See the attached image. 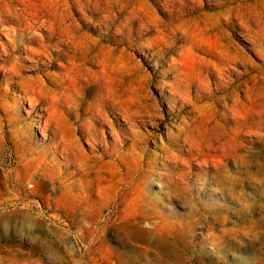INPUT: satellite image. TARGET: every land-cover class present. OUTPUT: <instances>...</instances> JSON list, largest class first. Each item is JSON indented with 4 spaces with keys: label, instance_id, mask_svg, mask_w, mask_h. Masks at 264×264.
Wrapping results in <instances>:
<instances>
[{
    "label": "rangeland",
    "instance_id": "1",
    "mask_svg": "<svg viewBox=\"0 0 264 264\" xmlns=\"http://www.w3.org/2000/svg\"><path fill=\"white\" fill-rule=\"evenodd\" d=\"M21 1L0 41L47 48L0 76V264H264V0Z\"/></svg>",
    "mask_w": 264,
    "mask_h": 264
},
{
    "label": "bare ground",
    "instance_id": "2",
    "mask_svg": "<svg viewBox=\"0 0 264 264\" xmlns=\"http://www.w3.org/2000/svg\"><path fill=\"white\" fill-rule=\"evenodd\" d=\"M68 3L70 4L68 6V9L70 10L71 9V2L68 1ZM205 3V2H204ZM13 6H18V7H13ZM55 7V6H54ZM24 7H23V3L21 0H0V15L1 14H4V15H8L11 17L12 19V22H14L16 25H18L19 27L24 25V26H32V22L30 21L31 19L34 20V23H36L37 21H39L41 19V16H36L35 14H32L30 15V18L31 19H26V17H24ZM60 15V14H59ZM77 15V13H76ZM46 16V15H45ZM233 16V15H232ZM235 16V15H234ZM52 18V16L50 17ZM54 18V17H53ZM225 18V17H224ZM52 20V19H51ZM54 20V19H53ZM52 20V21H53ZM225 21V20H224ZM227 21V20H226ZM225 21V22H226ZM61 22V21H60ZM42 23H44V21H42ZM63 23V22H61ZM57 24V23H56ZM59 24V23H58ZM239 25V24H238ZM244 25V24H243ZM242 26V25H241ZM247 26V25H246ZM238 27V26H237ZM244 28V27H243ZM47 29V28H46ZM1 30V29H0ZM63 30V29H62ZM231 31V30H230ZM28 32V31H27ZM145 32V31H144ZM2 33V32H0ZM148 33V32H147ZM215 33V32H214ZM144 34V33H143ZM70 35V34H69ZM66 36V35H65ZM218 36V35H217ZM224 36V35H223ZM3 37V35H2ZM216 37V36H215ZM5 38L8 40V38L5 36ZM5 41V39H3ZM2 40V41H3ZM6 42V41H5ZM221 42V41H220ZM252 42V41H251ZM124 43V42H123ZM164 44V43H163ZM223 44V43H222ZM237 45V44H236ZM264 45V44H263ZM18 46L19 45H14L12 44V46L10 47L9 50H7L2 42L0 41V59L4 62L3 65L0 66V76L2 74V81H3V84L4 85H7L8 87H13L15 85L17 86H20V89H19V92H25L27 90V87L26 85L22 82L21 79H18L17 78L19 77L18 75V71L19 69L21 68V65L18 63V60H20L19 58L21 59H24L26 60L28 63L31 62V56H34L36 55L39 59H41L43 57V53H45V49L47 48L40 40L39 43H37V46L38 48L37 49H33V48H30V47H21L18 49ZM238 47V45H237ZM249 47V46H248ZM236 48V47H235ZM53 49V48H52ZM158 49V48H157ZM212 49V48H211ZM45 50V51H44ZM239 51V50H238ZM246 51V50H245ZM13 52V54L11 53ZM63 52V51H62ZM227 52V51H226ZM240 52V51H239ZM23 54V55H22ZM57 54L59 56H62L63 54L57 50ZM73 54V53H72ZM247 54V52L245 53ZM30 55V56H29ZM253 55V54H252ZM233 56V55H232ZM240 56V55H239ZM242 56V55H241ZM183 57V56H182ZM181 57V58H182ZM189 57V56H188ZM249 57V56H248ZM44 58V57H43ZM50 59V57H48ZM166 58V57H165ZM170 58V57H169ZM187 58V57H186ZM245 58V57H243ZM183 59V58H182ZM234 59V57H233ZM244 60V59H243ZM23 61V60H22ZM50 63L52 62L51 60H48ZM46 61V62H48ZM187 61V60H186ZM189 61V59H188ZM234 60H232L233 62ZM248 61V60H246ZM245 61V62H246ZM37 62V61H36ZM180 62V61H179ZM25 63V62H24ZM184 63V62H182ZM41 64V63H40ZM233 64V63H232ZM236 64V63H235ZM245 64V63H244ZM250 64V63H249ZM28 65V64H27ZM32 65V63H31ZM39 65V64H38ZM252 65V64H251ZM263 65H264V61H263ZM23 66V65H22ZM243 66V65H242ZM221 67V66H220ZM232 67V66H231ZM250 69H248L247 67H244V70H243V74L244 75H248L250 74V71H251V66H249ZM27 68V67H26ZM29 68V67H28ZM191 68V67H190ZM234 68V67H233ZM38 69V67H37ZM236 69V68H235ZM228 71V69H227ZM234 71V70H233ZM239 71V70H238ZM35 72V71H34ZM229 72V71H228ZM256 72V71H255ZM241 73V72H240ZM254 73V72H253ZM181 74V72H180ZM186 74V73H185ZM197 74V73H196ZM230 74V73H229ZM221 75V74H220ZM258 75V74H257ZM210 76V75H209ZM35 77V76H34ZM245 77V76H244ZM249 77H252V76H249ZM248 78V77H247ZM253 78V77H252ZM256 78V77H255ZM261 78V77H260ZM264 78V77H263ZM64 79V78H62ZM189 79V78H188ZM249 79V78H248ZM211 80V79H210ZM242 80V79H241ZM245 80V78H244ZM250 80H253V79H250ZM259 80V78H258ZM261 80V79H260ZM60 81V80H59ZM200 81V80H199ZM255 81V80H254ZM253 81V82H254ZM63 82V80H62ZM219 82V81H218ZM43 83V82H42ZM168 83V82H167ZM260 84V83H259ZM202 85V84H201ZM200 85V86H201ZM246 86V85H245ZM257 86V84H256ZM183 87L182 85L179 86V89ZM198 88V87H197ZM256 88V87H255ZM255 90V89H254ZM188 91V90H187ZM243 91V96L240 94H237V101H239L241 98L242 101H244L242 103V109L240 110H237L236 114H235V117H234V123H239L240 121H242L245 117V113H242L243 109L245 107H248V105L250 104V102L252 103V100L250 99V94L248 92V88L246 86V89L242 90ZM4 92V91H3ZM255 92V91H254ZM261 93V92H260ZM263 93V92H262ZM182 92H179V94L176 95V99H178V102L181 103V105L183 106H189L190 103H189V100H187L183 95ZM202 94V93H201ZM206 94V93H205ZM215 94V93H214ZM21 95V94H20ZM173 95V94H172ZM202 96V95H201ZM264 96V95H263ZM196 98H200V96H197ZM22 99V98H21ZM32 100V99H31ZM241 101V102H242ZM27 102H29V106L32 107V101L30 100H27ZM177 102V103H178ZM262 104V103H261ZM159 105V104H158ZM149 106V105H148ZM160 106V105H159ZM171 106V105H170ZM258 106V104H257ZM262 106V105H261ZM30 107V108H31ZM161 107V106H160ZM249 108V107H248ZM261 108V107H260ZM33 111V110H32ZM256 111V109H255ZM259 111V110H258ZM253 112V111H251ZM250 112V113H251ZM263 112V111H262ZM260 113V112H259ZM256 114V113H255ZM258 114V113H257ZM46 115V114H45ZM29 118V117H28ZM44 118V117H43ZM111 118V117H110ZM258 118V117H257ZM253 119V118H252ZM111 120V119H110ZM109 120V121H110ZM260 120H262L260 118ZM264 121V120H263ZM262 123V122H261ZM260 123V124H261ZM47 124V123H46ZM123 125V124H122ZM56 127V126H55ZM125 127V126H124ZM159 129V128H158ZM256 129V128H255ZM45 130V129H44ZM259 130V129H258ZM88 132V131H87ZM127 134V133H126ZM100 135V134H99ZM108 135V134H107ZM221 135V134H220ZM121 136V135H120ZM259 137L258 134L256 133H249L247 131H243L242 128L236 126L233 130V135H232V142H235L236 143V147H243L245 146V144L247 143H251V141L248 139L250 137ZM222 137V136H221ZM101 138V137H100ZM220 139V137L218 138ZM207 140V139H206ZM214 140V138H213ZM117 142V141H116ZM121 142V141H119ZM221 142V141H220ZM229 143V142H228ZM263 143V142H262ZM108 144V143H107ZM205 144V143H204ZM218 144V143H217ZM57 145V144H56ZM109 146V145H108ZM204 146V145H203ZM221 146V145H220ZM219 148V147H218ZM237 149V148H236ZM185 150V149H184ZM239 150V149H238ZM63 154V153H62ZM217 160V159H216ZM212 166L215 167V168H218L219 167V163L215 160H213L212 162ZM248 166V165H247ZM237 180V179H236ZM264 225V223H263Z\"/></svg>",
    "mask_w": 264,
    "mask_h": 264
}]
</instances>
